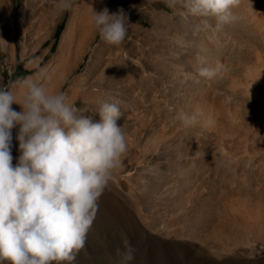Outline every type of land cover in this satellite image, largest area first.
Returning a JSON list of instances; mask_svg holds the SVG:
<instances>
[{
  "label": "rangeland",
  "instance_id": "rangeland-1",
  "mask_svg": "<svg viewBox=\"0 0 264 264\" xmlns=\"http://www.w3.org/2000/svg\"><path fill=\"white\" fill-rule=\"evenodd\" d=\"M57 2L0 0V88L17 112L25 81L65 93L95 121L104 102L121 107L128 151L75 264H117L121 233L136 248L132 264H264V100L247 75L264 58L263 22L232 16L217 28L215 17L166 0H73L66 11ZM105 8L129 20L118 45L93 23ZM217 65L214 78L199 76ZM206 96L237 108L219 114L226 126L203 119ZM181 113L197 122L186 126ZM19 130L11 129L14 166Z\"/></svg>",
  "mask_w": 264,
  "mask_h": 264
},
{
  "label": "clouds",
  "instance_id": "clouds-1",
  "mask_svg": "<svg viewBox=\"0 0 264 264\" xmlns=\"http://www.w3.org/2000/svg\"><path fill=\"white\" fill-rule=\"evenodd\" d=\"M177 3L192 16L216 18L217 28L231 22V8L238 0H166ZM73 0H58L61 11ZM101 39L118 45L128 32L129 20L122 12L107 8L93 11ZM220 66L198 69L210 80ZM27 92L18 102L10 90L0 88V264H75L85 248L87 234L99 210V198L108 186L112 170L127 153L128 144L117 120L122 111L117 102H104L100 120L86 112L77 114L66 102V94H49L45 87L25 81ZM19 103V102H18ZM186 126L197 122V114L181 113ZM211 123V121H207ZM20 125L18 163L13 165L11 129ZM116 249L117 264H132L136 248L121 233Z\"/></svg>",
  "mask_w": 264,
  "mask_h": 264
},
{
  "label": "bare ground",
  "instance_id": "bare-ground-1",
  "mask_svg": "<svg viewBox=\"0 0 264 264\" xmlns=\"http://www.w3.org/2000/svg\"><path fill=\"white\" fill-rule=\"evenodd\" d=\"M2 2H5V0H2ZM257 2H258V0H257ZM2 4H4V6H5V3H2ZM260 5H262V4L256 3L255 0H238V3L231 8V13H232V16L235 18H239V19H243V20L248 19V21H251V22L256 23V24H258L261 21L264 24V20L262 19V18H264L263 14H262L264 12V7H263L264 5H262V7ZM2 10H3V7H2ZM1 12H3V11H1ZM3 14H4V12L1 13V15H3ZM250 24H252V23H250ZM261 27H264V26H261ZM261 27H259V29H261ZM262 55H264V54H262ZM261 57L262 56H259L260 59H262ZM256 63H257V65H258V63H259V65L260 64L261 65L256 66V64H254L247 72V75L250 76L249 78L252 77V82H251L250 86H248V87H254L253 89H255L259 98H262L264 100V58L262 59V62H260V60L259 61L257 60ZM249 78L247 77L246 79H249ZM243 80H245V79H243ZM245 82H246V80H245ZM255 86H256V88H255ZM248 93H250V92H248ZM207 96L202 101V104H201L200 112H201V115L203 116V119L206 118V119H208V121L209 120L214 121L215 123H217L216 126L217 125L220 127L226 126L228 122L226 123V120L224 121V119H221L219 117V114L222 112H224V113H226V112L235 113L237 108L236 107H228L227 105L225 106V104L221 100H212V98L210 96H209V98H207ZM237 113H238V111H237ZM237 113H236V115H237ZM229 124H230V122H229ZM229 127H231V125ZM229 127H227V128H229Z\"/></svg>",
  "mask_w": 264,
  "mask_h": 264
}]
</instances>
